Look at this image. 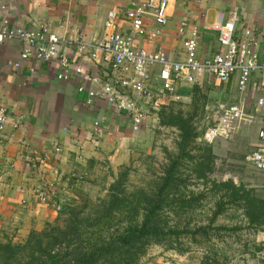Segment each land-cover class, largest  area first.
<instances>
[{"label": "crops", "instance_id": "obj_1", "mask_svg": "<svg viewBox=\"0 0 264 264\" xmlns=\"http://www.w3.org/2000/svg\"><path fill=\"white\" fill-rule=\"evenodd\" d=\"M130 6L131 0H0V25L6 22L26 31L46 27L59 38V52L82 69V75L70 71L66 80H59L57 62L39 61L33 49L20 61L25 46L19 40L0 45V106L8 113L7 124L0 131V235L9 227L19 233L40 230L54 217L55 206L61 203L70 177L88 176L105 167L115 170L126 166L151 140L150 117L140 132L134 133L126 113L99 97L87 104V91L96 90L110 70L88 54H78L74 43L96 40L109 10L118 12V31L128 34L130 27L124 13ZM219 15L234 21L238 34L255 30L263 23L264 0H171L168 21L160 29L159 37L153 42L136 39L134 45L167 55L172 61H182L183 44L195 29L198 57L210 58L220 51L217 35L210 29ZM182 23L185 28L180 33ZM145 25L149 30L156 28L149 18ZM256 39L254 51L264 61L263 30L257 32ZM15 63H19L18 67L13 66ZM158 70L157 66L151 70L153 81ZM237 79L233 75L226 84H219L206 75L196 85L177 87L174 97L185 99L212 83V93L219 87L218 95L213 97H230L223 105L240 101L246 113H254L256 81L240 94ZM79 87H83L82 92ZM174 97L163 96L160 103ZM248 124L254 128L247 155L260 142L259 119L256 117ZM238 130L239 127L230 134H237ZM257 173L264 177V172ZM40 191L49 196L48 202H40ZM255 241L263 244L264 233H258Z\"/></svg>", "mask_w": 264, "mask_h": 264}, {"label": "rangeland", "instance_id": "obj_2", "mask_svg": "<svg viewBox=\"0 0 264 264\" xmlns=\"http://www.w3.org/2000/svg\"><path fill=\"white\" fill-rule=\"evenodd\" d=\"M213 88L212 83H207L206 88L193 91L190 97L164 101L150 116L151 140L126 166L70 177L54 217L40 230H3L0 264L12 248H20L19 256H26L44 234L53 236V230H65L74 221L81 222L88 235L110 234L124 229L129 221H140L144 197L156 196L170 164L180 155V130L163 122V117L169 115L188 121L191 133L185 156L180 155L174 182L162 196L160 225L174 233L148 246L138 263L264 264V243L255 241L258 233H264V218L258 216L259 210L264 212V177L244 158L254 126L243 123L237 134L211 139L220 106L230 100L213 97L218 95L219 87L216 93L211 92ZM228 182L238 187L237 197L222 186ZM113 195L124 202V210H106ZM256 216L258 221L253 220ZM200 228L204 234L196 232ZM181 231L185 232L179 235Z\"/></svg>", "mask_w": 264, "mask_h": 264}, {"label": "built area", "instance_id": "obj_3", "mask_svg": "<svg viewBox=\"0 0 264 264\" xmlns=\"http://www.w3.org/2000/svg\"><path fill=\"white\" fill-rule=\"evenodd\" d=\"M170 1L131 0L130 8L124 13L130 27L128 34H121L118 31V12L109 10L103 22V30L96 40L91 43L74 41L78 54H88L94 62L105 65L110 70L96 90L87 91V104L94 97L103 99L117 111L126 113L132 131L139 133L145 121L160 106L161 97H174L179 86L196 85L206 75L219 84H226L233 75H237V90L244 94L248 85L256 81L258 97L255 112L246 113L245 105L240 101L230 105L222 104L218 125L209 137L213 139L228 136L241 124L249 123L257 117L260 123L257 132L260 142L245 160L254 170L264 172V61H260L254 51L258 44L257 32L264 31V16L263 23L255 30L247 29L238 34L234 21L226 20L224 16L219 15L210 27L217 35L220 46L218 53L210 58L200 59L197 55V33L193 29L192 36L183 44L184 59L172 61L167 55L150 53L134 45L136 39L153 42L159 37L160 29L168 21ZM147 18L155 23L156 28L148 29L145 25ZM184 28L185 24L182 23L179 32H183ZM12 40H19L25 46L20 61L25 60L33 49L39 61L57 62L59 80H66L70 71L82 75V69L75 67L66 54L59 52V38L46 27L40 26L38 29L26 31L12 28L3 22L0 25V45ZM18 65L19 63H15L13 66ZM156 66L159 70L153 81L151 70ZM78 91L82 92L83 87H79ZM7 121V110L0 106V131ZM38 199L46 203L49 196L45 191H40Z\"/></svg>", "mask_w": 264, "mask_h": 264}, {"label": "trees", "instance_id": "obj_4", "mask_svg": "<svg viewBox=\"0 0 264 264\" xmlns=\"http://www.w3.org/2000/svg\"><path fill=\"white\" fill-rule=\"evenodd\" d=\"M163 122L180 130L179 152L181 156H185V148L190 142L191 134L188 121L179 115H169L163 117ZM180 155L170 164L156 196L154 198L144 197L140 221L136 223L129 221L130 223L121 231L106 235L102 232L88 235L83 230L84 225L74 221L67 225L65 230H53L56 233L53 236L44 234L45 236L29 248L30 252L26 256H19L20 248H12L2 264H139L138 261L148 246L165 240L174 233L167 227L161 226L159 219L164 205L162 196L174 182L173 176L179 165ZM222 186L234 191L233 196L237 197L238 187H235L232 182L224 183ZM124 207V202L118 199L117 195H113L110 208L106 210L112 212L114 208L124 210ZM258 212L259 218H264V212L261 213L260 210ZM253 220L258 221L259 219L256 216ZM184 232L181 231L178 234ZM196 232L204 234L201 228ZM201 264L208 263L202 262Z\"/></svg>", "mask_w": 264, "mask_h": 264}]
</instances>
